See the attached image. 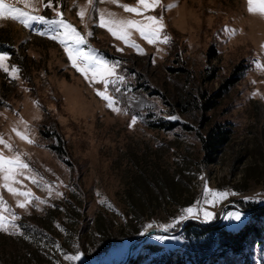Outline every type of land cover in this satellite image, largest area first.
Wrapping results in <instances>:
<instances>
[{
  "label": "rangeland",
  "instance_id": "374dc122",
  "mask_svg": "<svg viewBox=\"0 0 264 264\" xmlns=\"http://www.w3.org/2000/svg\"><path fill=\"white\" fill-rule=\"evenodd\" d=\"M5 3L46 19L57 18L58 7L87 40L84 50L119 61L116 73L125 79L119 91L108 88L119 109L113 111L97 95L103 83H89L57 40L39 34L47 24L34 21L29 28L0 18V53L8 54L9 69L0 68V136L12 146L10 151L0 144V152L21 154L31 171L11 186L39 198L20 208L25 198L3 188L0 175V214L6 221L13 213L18 217L0 231V264H122L130 245L148 232L169 225L166 232L178 233L187 219L175 221L189 207L201 210L194 219L204 225L235 231L251 213L241 212V221H234L227 217L239 211L229 208L221 219L226 205H264V67L255 63L264 65V16L249 13L247 0H160L154 10L141 8L143 15L120 7H137L138 0H93V6L88 0H52V8L45 7L48 0ZM93 8L115 13V19L162 16L161 35L171 40L148 43L130 28L128 39L140 54L97 27ZM14 67L18 79L10 75ZM216 126L230 131L231 139L217 162L206 165L199 136ZM214 193L227 195L205 203ZM204 210L214 218L205 220ZM99 225L107 231L105 242ZM181 234L151 235L132 260L152 264L186 243ZM146 244L163 252L153 255ZM77 253L79 261L65 258ZM227 262L264 264V234Z\"/></svg>",
  "mask_w": 264,
  "mask_h": 264
},
{
  "label": "snow or ice",
  "instance_id": "6c2138e0",
  "mask_svg": "<svg viewBox=\"0 0 264 264\" xmlns=\"http://www.w3.org/2000/svg\"><path fill=\"white\" fill-rule=\"evenodd\" d=\"M26 6L29 3V0H21ZM104 2V0H97V3ZM115 3L116 0H111ZM160 4V0H138L137 7H131L127 4H121L120 7L124 8L126 11L135 13L137 15H143L141 8L144 11L154 10L157 5ZM248 12L251 14H259L264 16V0H247ZM88 6H93V0H88ZM174 5H168L167 7L171 8ZM47 8H52V0H48V3L45 5ZM86 8L82 7L79 9L78 15L83 22L86 15ZM94 12L98 11V22L96 24L99 28L106 29L113 37L116 39L123 40L125 44L134 47L140 54H144L143 50L138 44L129 41L128 39V30L130 28H135L141 34V36L148 41V43L162 42L169 43L171 38L167 35H161L165 25L163 23V17H156L152 15H145L144 20H125V19H115V13H106V10L100 9L97 10L93 8ZM55 19H46L44 16L35 15L31 12L25 11L19 7H14L11 4H6L5 0H0V18H4L6 15L8 18L18 21L25 27H32V22L38 21L42 24H47L48 28L44 31H40L39 34L42 36H48L53 40H57L63 47L64 50L71 61V64L76 70L81 73L89 83H103L104 91L97 90V95L102 99L108 102V107L112 108L113 111H119L115 108L116 103L115 99L108 94V88L111 85L116 91L120 90V85L124 82V77L116 73V67L119 65V61H109L105 57L98 54L97 50L91 49L89 51L84 50V45L87 44L85 37L73 26L70 22L64 19L63 13L58 10V7L54 9ZM107 16V18H106ZM232 34H235V29H227ZM89 36L93 33L89 32ZM123 51L122 49H118ZM8 59L7 53H0V68H3L5 72H8L9 69L5 67L4 61ZM257 68H262L264 65H261L258 61L255 62ZM19 72L18 68H13L10 75L13 79H18L16 73ZM253 95H256L254 93ZM38 105V102H36ZM175 118V117H173ZM22 123H26L21 121ZM136 123V118L133 117L132 124ZM13 131L16 132V135L19 136L22 140L27 141L29 144L34 143L27 135L13 128ZM0 144H3L10 151L12 146L7 143L0 136ZM24 170L31 171L28 163L21 159V154L16 153L12 157H6L3 152H0V175H2L4 183L3 188L7 189L10 193L15 195L23 196L25 199L23 201H18V206L20 208H26L28 203H31L33 200H39L38 197H35L31 191H18L17 188L11 186L10 182L19 183L16 179L18 176L24 174ZM32 179L33 183H37L36 179ZM50 190V189H49ZM206 192L211 193L212 190L206 187ZM227 193H214L211 200H205V203H213L217 197L226 196ZM43 202V201H41ZM3 197L0 196V206L4 204ZM185 215H181L175 223H180L188 218H200L201 210L195 207H189L184 210ZM203 217L205 220L214 218V214L204 210ZM18 217L13 213L10 220L6 221L4 215L0 214V231H7L8 227L6 224L11 226L13 221ZM230 220L241 221L242 213L235 212L230 213L227 217ZM149 227H152L149 225ZM164 230L167 231L170 227L169 225L163 226ZM160 239H167V237H158ZM82 254L77 253L76 255L66 256L65 258L71 261H79Z\"/></svg>",
  "mask_w": 264,
  "mask_h": 264
},
{
  "label": "trees",
  "instance_id": "16d2710c",
  "mask_svg": "<svg viewBox=\"0 0 264 264\" xmlns=\"http://www.w3.org/2000/svg\"><path fill=\"white\" fill-rule=\"evenodd\" d=\"M230 136L231 132L222 126L210 128L205 135L199 136L204 164L217 162L221 149L230 142ZM250 217V220L235 231L226 228L224 224L204 228L198 223L190 222L181 234L186 243L180 248L163 254L162 247L146 244L153 255L162 253L152 260V264H228L229 255L242 254L250 242H259L263 238L264 207L251 213ZM98 227L105 242L108 239L107 231L103 225ZM131 262L138 263L132 259Z\"/></svg>",
  "mask_w": 264,
  "mask_h": 264
},
{
  "label": "water",
  "instance_id": "95a60500",
  "mask_svg": "<svg viewBox=\"0 0 264 264\" xmlns=\"http://www.w3.org/2000/svg\"><path fill=\"white\" fill-rule=\"evenodd\" d=\"M263 207H264V205H261V206L255 208V210H254V209H251V210H243V209H241L239 206H237V205H235V204H229V205H226V206L224 207L223 212H222L221 219L224 218V216H225V214H226V212H227V210H228L229 208H235V209H237L240 213H241V212H242V213H253V212L255 213V211H257V210H259V209H261V208H263ZM190 222H199V223L201 224V226L204 227V228H207V227H214V226L216 225V224H215V225H204L202 222H200V221L197 220V219H194V218H188L187 220L184 221V223L182 224L181 229H180V231H179L178 233H172V232L169 233V232H166V231H163V230H152V231H150V232H148V233L146 234V236L144 237V240H141V241H139V242H136V243L130 245V248H129L128 253H127L126 260H125L122 264H129V263H130V259H132V257H133V252H134L135 248L139 247V246L142 245V244L144 245V243H145L146 241H148V239L150 238L151 235H154V234L160 233V234L165 235V236H171V235H172V237H173V236H177V235H180V234L185 230L186 226H187L188 223H190Z\"/></svg>",
  "mask_w": 264,
  "mask_h": 264
}]
</instances>
